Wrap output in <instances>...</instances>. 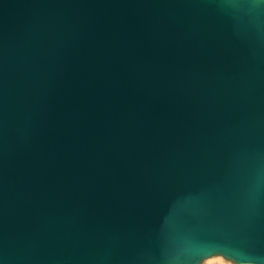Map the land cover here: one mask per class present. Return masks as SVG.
Wrapping results in <instances>:
<instances>
[{"label":"water","instance_id":"95a60500","mask_svg":"<svg viewBox=\"0 0 264 264\" xmlns=\"http://www.w3.org/2000/svg\"><path fill=\"white\" fill-rule=\"evenodd\" d=\"M264 264V0H0V264Z\"/></svg>","mask_w":264,"mask_h":264},{"label":"rangeland","instance_id":"374dc122","mask_svg":"<svg viewBox=\"0 0 264 264\" xmlns=\"http://www.w3.org/2000/svg\"><path fill=\"white\" fill-rule=\"evenodd\" d=\"M214 256H218V258H220L221 260L219 261V263H222V264H237L236 262H234L233 260H231V259H229V258H226V257H224V256H222V255H214ZM213 255H211V256H209V257H207V258H204V259H209L210 257L212 258V257H214ZM217 258V259H218ZM216 259V258H215ZM203 261V260H202ZM201 261V262H202ZM217 260H213V264H216V263H218V261L216 262ZM200 262V263H201ZM226 262V263H225ZM199 263V264H200Z\"/></svg>","mask_w":264,"mask_h":264},{"label":"bare ground","instance_id":"6f19581e","mask_svg":"<svg viewBox=\"0 0 264 264\" xmlns=\"http://www.w3.org/2000/svg\"><path fill=\"white\" fill-rule=\"evenodd\" d=\"M213 256H214V255H213ZM215 258H216V259H215ZM217 258H218V256H214V257H212V258L210 257L209 259H202L203 261L201 260L202 262L200 261L201 263H200V262H199V263H200V264H213V260H214V261L217 260L218 263H216V264H222V263H219V261H220L221 259H220V258L217 259ZM217 261H216V262H217ZM199 263H198V264H199ZM225 263H226V262H225Z\"/></svg>","mask_w":264,"mask_h":264}]
</instances>
